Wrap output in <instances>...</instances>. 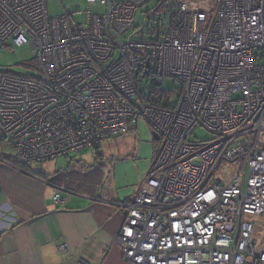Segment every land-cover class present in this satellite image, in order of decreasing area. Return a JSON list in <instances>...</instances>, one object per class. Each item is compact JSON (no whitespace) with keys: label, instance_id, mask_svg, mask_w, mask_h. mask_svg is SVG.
<instances>
[{"label":"built area","instance_id":"1","mask_svg":"<svg viewBox=\"0 0 264 264\" xmlns=\"http://www.w3.org/2000/svg\"><path fill=\"white\" fill-rule=\"evenodd\" d=\"M49 1L0 0V47H29L39 73L0 74V145L71 164L144 119L159 140L120 205L127 264H264V0H158L147 33L137 15L156 0H86L104 12L81 23ZM198 127L213 139L191 142Z\"/></svg>","mask_w":264,"mask_h":264},{"label":"crops","instance_id":"2","mask_svg":"<svg viewBox=\"0 0 264 264\" xmlns=\"http://www.w3.org/2000/svg\"><path fill=\"white\" fill-rule=\"evenodd\" d=\"M28 171L0 162V264H127L115 244L125 216L120 205L138 189L120 198L104 185L103 166L99 190L61 191L65 201L56 204L48 175ZM60 245L67 250L60 252Z\"/></svg>","mask_w":264,"mask_h":264},{"label":"rangeland","instance_id":"3","mask_svg":"<svg viewBox=\"0 0 264 264\" xmlns=\"http://www.w3.org/2000/svg\"><path fill=\"white\" fill-rule=\"evenodd\" d=\"M154 1L140 9L136 28L140 32L147 33L154 27L153 9L157 6ZM48 11L51 18L60 17L64 14L73 15L77 23L85 20L87 12L93 14L103 13L104 9L99 5L93 6L86 0H51L48 3ZM33 55L29 47L24 48H2L0 47V74L11 72L17 76L37 77L38 72L31 61ZM27 63V64H26ZM152 79L146 78L142 82V88L151 87ZM164 91L177 92L179 85L173 80H166L162 86ZM133 134L122 138L110 139L103 142L98 150L84 151L79 158L88 170L100 169L106 173L104 185L111 187L120 198H125L139 189L144 182L154 158L157 141L153 137V130L149 123L141 119ZM213 136L205 129L198 127L192 134L191 142L211 141ZM0 157L18 159L16 151L9 146L0 145ZM34 170L40 171L53 179L56 172L68 166L66 159L60 158L56 161L44 164H28ZM49 174H52L49 176ZM62 196V195H61ZM263 218L255 219L261 225L258 229V244L264 247V221Z\"/></svg>","mask_w":264,"mask_h":264},{"label":"trees","instance_id":"4","mask_svg":"<svg viewBox=\"0 0 264 264\" xmlns=\"http://www.w3.org/2000/svg\"><path fill=\"white\" fill-rule=\"evenodd\" d=\"M0 158L20 168L24 172H29L28 169L30 166L28 164H22L17 159L4 157ZM80 163V173L75 172V161L68 164L66 168L58 170L55 177L50 179L53 187L57 190L69 193H80V191L83 190H88L93 193L94 191L99 190L103 182L102 171L100 169L88 170V166L86 167L82 162Z\"/></svg>","mask_w":264,"mask_h":264},{"label":"water","instance_id":"5","mask_svg":"<svg viewBox=\"0 0 264 264\" xmlns=\"http://www.w3.org/2000/svg\"><path fill=\"white\" fill-rule=\"evenodd\" d=\"M153 137H154L155 141L159 140V138H158V136L156 134H153Z\"/></svg>","mask_w":264,"mask_h":264}]
</instances>
